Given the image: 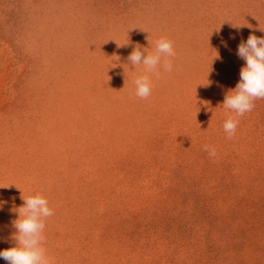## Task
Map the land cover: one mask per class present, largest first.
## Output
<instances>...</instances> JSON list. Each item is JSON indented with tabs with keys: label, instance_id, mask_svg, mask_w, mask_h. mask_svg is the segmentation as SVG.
Returning <instances> with one entry per match:
<instances>
[{
	"label": "rangeland",
	"instance_id": "rangeland-1",
	"mask_svg": "<svg viewBox=\"0 0 264 264\" xmlns=\"http://www.w3.org/2000/svg\"><path fill=\"white\" fill-rule=\"evenodd\" d=\"M249 35L264 0H0V251L40 194L51 264H264V99L223 127Z\"/></svg>",
	"mask_w": 264,
	"mask_h": 264
},
{
	"label": "clouds",
	"instance_id": "clouds-1",
	"mask_svg": "<svg viewBox=\"0 0 264 264\" xmlns=\"http://www.w3.org/2000/svg\"><path fill=\"white\" fill-rule=\"evenodd\" d=\"M146 49V48H145ZM176 55L174 42L167 37L156 41L155 52L145 54L144 49L137 45L128 56L129 62L135 67L142 65L144 74L135 79V95L147 99L152 92V82L149 73H158V66H163L164 71L173 70L170 57ZM237 55L246 62L240 69V80L235 89H230L225 95L223 106L235 113L229 117L223 127L228 139H232L239 125V117L250 113L255 108L254 101L264 99V37L249 35L246 42L238 45ZM212 157L216 156V149L205 146ZM23 206L16 209L18 218L13 221L16 229L12 239L15 246L0 251V258L8 264H51L44 244L45 220L54 215V210L49 207L48 200L40 195L22 198Z\"/></svg>",
	"mask_w": 264,
	"mask_h": 264
}]
</instances>
